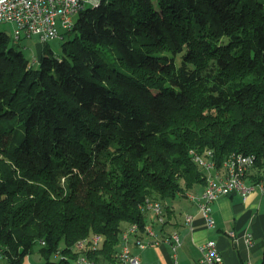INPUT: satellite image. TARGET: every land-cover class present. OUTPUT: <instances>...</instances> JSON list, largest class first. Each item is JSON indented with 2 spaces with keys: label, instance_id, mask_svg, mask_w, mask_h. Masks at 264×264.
<instances>
[{
  "label": "trees",
  "instance_id": "1",
  "mask_svg": "<svg viewBox=\"0 0 264 264\" xmlns=\"http://www.w3.org/2000/svg\"><path fill=\"white\" fill-rule=\"evenodd\" d=\"M66 34L32 62L0 30V264L113 263L148 200L164 228L205 187L193 152L264 181V0H99Z\"/></svg>",
  "mask_w": 264,
  "mask_h": 264
},
{
  "label": "built area",
  "instance_id": "2",
  "mask_svg": "<svg viewBox=\"0 0 264 264\" xmlns=\"http://www.w3.org/2000/svg\"><path fill=\"white\" fill-rule=\"evenodd\" d=\"M88 2L97 4L99 0H0V22L14 24V40L30 39L36 36L41 43L51 38L63 37L64 32L70 30L76 22L77 15L85 9ZM37 60V59H36ZM194 160L200 164L207 176V182L201 194L190 195L197 200L200 209L209 225L214 224L211 215V203L219 195H228L233 191L246 194L253 189L247 185V173L255 162V155L234 153L230 155L221 167H217L212 160V151L205 153L193 152ZM143 209L151 211L158 223H163L165 213L160 201H150ZM191 220V216H187ZM154 234L152 224H146L141 230L138 224H130L122 234V247L113 263H99L80 254L72 264H139L140 256L133 251L134 247L145 248L149 245L148 235ZM174 249L181 242L178 232L170 236ZM102 241L101 235H93L90 240H81L80 249L97 248ZM201 262L206 264H222L223 255L215 240H208L201 245ZM245 264H252L250 261Z\"/></svg>",
  "mask_w": 264,
  "mask_h": 264
},
{
  "label": "crops",
  "instance_id": "3",
  "mask_svg": "<svg viewBox=\"0 0 264 264\" xmlns=\"http://www.w3.org/2000/svg\"><path fill=\"white\" fill-rule=\"evenodd\" d=\"M246 184L254 186L246 194L235 190L228 195H219L211 203L213 225L208 224L198 201L190 197L192 193L203 192L204 185L200 184L187 196H179L171 202L174 217L164 228L148 211L146 224H152L154 234L148 235L150 243L147 247L133 248L140 256L139 264H206L200 259L201 245L208 240L216 241L223 255L222 264H245L248 261L263 264L264 181L254 183L247 178ZM188 215L191 220L187 219ZM175 231L181 238L176 249L170 238ZM25 264L40 262L29 257Z\"/></svg>",
  "mask_w": 264,
  "mask_h": 264
},
{
  "label": "rangeland",
  "instance_id": "4",
  "mask_svg": "<svg viewBox=\"0 0 264 264\" xmlns=\"http://www.w3.org/2000/svg\"><path fill=\"white\" fill-rule=\"evenodd\" d=\"M156 2V0H154ZM94 5L93 2H88L86 6H92ZM0 30L6 31L13 37V44L17 50H22L23 53L32 61L36 62L37 58L42 53V50L44 48V45L50 46L55 52H60L62 48V43L65 40H68L72 37V34H66L65 37H56L51 38L48 41L44 43H40L38 38L36 36H33V38L30 39H21L19 42L14 40V24L10 22H0ZM40 48V51L38 50ZM64 243L61 244L63 246ZM40 243H36L33 247V252L30 253L28 256H26L23 264H25L26 261L29 260V257L32 258L33 261H38L44 264V258L42 254L39 251ZM55 259L59 258V255L54 256Z\"/></svg>",
  "mask_w": 264,
  "mask_h": 264
}]
</instances>
